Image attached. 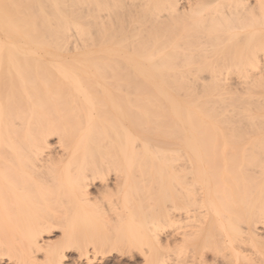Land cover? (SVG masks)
<instances>
[{"label": "bare ground", "instance_id": "6f19581e", "mask_svg": "<svg viewBox=\"0 0 264 264\" xmlns=\"http://www.w3.org/2000/svg\"><path fill=\"white\" fill-rule=\"evenodd\" d=\"M151 155L186 223L161 249L264 264V0H0V264H170L114 248L150 208L131 192ZM107 200L90 241L52 239Z\"/></svg>", "mask_w": 264, "mask_h": 264}, {"label": "rangeland", "instance_id": "374dc122", "mask_svg": "<svg viewBox=\"0 0 264 264\" xmlns=\"http://www.w3.org/2000/svg\"><path fill=\"white\" fill-rule=\"evenodd\" d=\"M159 156V155H158ZM151 155L147 158L148 161L152 163V166L148 170V175L141 179H136L135 186L133 187V190L131 192V196L133 201L136 203L137 198L136 194L140 195L142 188H145L146 196L149 197V200L151 201L150 205V211L148 209V212L143 216V219L139 221L138 226L135 230H131L128 233H121L117 234L115 236V249L117 252H127L132 251L136 254H139L140 251H151L154 253H162L164 254L165 249H161L156 241L152 237V233H158V234H175L182 232L184 230L185 224L183 225V222L180 223L181 226H179L177 223H168L164 217H163V207L165 205V200H163L162 196V188H163V173L160 169V164L162 162H165V159H160V157ZM162 156V155H161ZM169 157L170 155L167 154ZM165 156V157H167ZM163 157V156H162ZM174 158V157H171ZM96 187L93 189V192H96L98 188L101 187V183H97L95 185ZM142 187V188H141ZM96 189V190H95ZM133 193V194H132ZM130 202V200H128ZM154 203V204H153ZM137 204V203H136ZM103 208L106 210V214L101 213H93V214H86L85 216H79V217H57V221L51 220L54 224L52 231L56 237H52L53 240L59 241L62 239L60 236L63 235H70V237H66V240L64 243H68L73 241L74 243H82L84 241H87L88 239L91 240L90 232L91 229L95 227H101L103 226L105 220H108L114 215L115 208H117L116 205H111V203L107 200L103 203ZM122 207H127V200L123 201ZM148 205V206H149ZM102 206V205H101ZM140 207V206H139ZM55 211V210H54ZM56 214V213H55ZM62 216V215H61ZM42 218V217H40ZM39 218V219H40ZM36 220V221H39ZM45 219V218H44ZM43 219H40L42 221ZM62 220V221H61ZM38 223V222H36ZM40 223V222H39ZM179 223V222H178ZM56 225V226H55ZM60 225V226H58ZM183 225V226H182ZM55 227V229H54ZM170 228V229H169ZM165 229V230H164ZM96 239V238H95ZM88 240V241H90ZM94 241V238H93ZM191 244L188 242L186 244H177L175 246H172L171 249H169L166 252V255H168L169 259H171L170 264H191L192 259H190L191 250L192 248ZM138 251V252H137ZM190 251V252H189ZM118 254H115L113 258H109L108 260H104L103 262H97L95 264H113L115 261V258H117ZM42 258V256H40Z\"/></svg>", "mask_w": 264, "mask_h": 264}]
</instances>
